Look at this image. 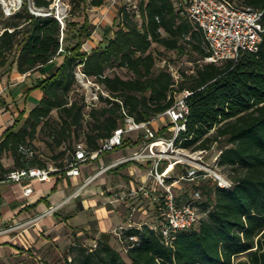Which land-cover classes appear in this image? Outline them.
Here are the masks:
<instances>
[{
  "label": "trees",
  "instance_id": "1",
  "mask_svg": "<svg viewBox=\"0 0 264 264\" xmlns=\"http://www.w3.org/2000/svg\"><path fill=\"white\" fill-rule=\"evenodd\" d=\"M187 1L135 0V10L119 7L112 35L111 27H104L101 41L88 52L82 45L93 26L85 12L105 0H67L68 18L62 24L53 16L52 0H23L10 16L1 17L0 69L11 57L18 73L43 75L30 88L41 92L37 104L16 131L22 112L1 135L0 155L9 152L15 169L45 166L36 153L19 151L38 135L48 139L43 142L56 152L54 158L64 156L59 148L66 145L68 160L73 140L81 139L88 151L96 150L121 124L122 111L136 122L147 121L172 105L173 93L188 90L185 129L175 142L193 151L219 144L216 165L228 172L231 182L229 189H222L200 179L194 186L200 198L193 205L205 210V216L168 244L147 225L127 229L119 238L125 261L109 243L96 240L88 247L72 234L64 264H264V32L256 52L241 51L235 61L220 65L201 63L207 55L202 32L177 6ZM241 5L264 10V0H242ZM29 7L50 14L34 15ZM71 30L75 42L68 45ZM153 45L160 49L154 51ZM167 52L177 55L176 82L166 68L155 67L159 58L174 63L164 57ZM76 67L108 94L86 113L73 75ZM164 131L162 127L157 134ZM137 143L127 138L121 147ZM8 171L0 162V180ZM179 199L189 202L190 196ZM130 236L136 240L130 241Z\"/></svg>",
  "mask_w": 264,
  "mask_h": 264
},
{
  "label": "built area",
  "instance_id": "2",
  "mask_svg": "<svg viewBox=\"0 0 264 264\" xmlns=\"http://www.w3.org/2000/svg\"><path fill=\"white\" fill-rule=\"evenodd\" d=\"M109 1L114 3L116 0ZM0 4L5 16H10L20 7V4L7 5L2 0ZM177 6L183 7L188 20L202 32L207 55L201 63L220 65L228 60L235 61L241 51H257L261 33L264 32V10L239 6L233 0H188L187 5L177 3ZM29 11L40 16L50 14L43 10L31 9V7ZM53 16L62 24L63 15L55 12ZM191 65L192 63L188 64V66ZM155 67L166 68L175 82L180 78L178 67L172 66L164 58L157 59ZM73 75L83 96L85 113L98 104L100 97H108L102 86L84 75L79 67H76ZM190 93L188 90H182L178 94L173 93L172 105L147 121L136 122L122 111L121 124L112 131L109 137L99 142L96 150L88 151L83 143H74L70 158L61 169L50 166L10 169L4 174L3 180L13 183H21L30 179L45 181L56 172H63L65 177L72 178L79 175L82 164L91 163L97 160L99 155L120 148L124 139L138 141L130 153L109 162L87 176L61 203L48 207L25 223H16L6 228L0 227V235L30 225L44 216L52 215L63 203L77 197L80 191L99 174L124 163L144 166L145 177L137 183H131L122 193L114 192L111 195V203L121 204L127 215L125 227L119 228L116 234L118 238L123 231L141 226L135 225L132 217L136 213L142 214L144 218L147 217L148 206H144V202L149 203V206L156 211V224L154 227H148L157 231L165 244L170 243L176 233L191 229L199 220L197 208L193 203L200 198V192L195 189L190 194L189 202L180 201L173 192L174 187L178 188L180 181L195 183L200 179H209L216 187L229 189L231 182L217 168L218 154L213 155L208 163L201 159L207 151L185 149L175 142L178 134L185 129V118L188 112L185 98ZM161 119L166 120L163 126H166V130L162 135H158L161 128L158 130L155 125ZM19 151L27 156L35 154L32 147L26 145L20 146ZM168 179L170 181H167ZM23 193L29 194L30 188H25ZM128 239L136 240L134 236Z\"/></svg>",
  "mask_w": 264,
  "mask_h": 264
},
{
  "label": "crops",
  "instance_id": "3",
  "mask_svg": "<svg viewBox=\"0 0 264 264\" xmlns=\"http://www.w3.org/2000/svg\"><path fill=\"white\" fill-rule=\"evenodd\" d=\"M233 1L237 5L242 6V0ZM87 11L85 15L91 25L101 18L103 20H109L110 18V23L107 22L108 25H105V27H111L116 16L109 9H106L104 4ZM112 30L114 29L111 27L110 35H112ZM86 41L90 43H83V47L88 52L91 48L97 46L101 39H97L94 43L89 41V39ZM60 60L61 58L58 57L55 62L58 64ZM42 76L39 72L20 74L16 71L15 64L11 63V61L0 69V140L2 133L16 123L19 114L22 112L20 121L13 128V131L17 130L28 112L41 98L39 90L30 88L34 79ZM30 147L37 150L39 148L40 151L34 152L45 161V166L39 168L50 166L51 168L61 169L65 166L68 154L66 145L63 144L59 148V150L65 152L63 159L62 157L54 158L53 154L56 152L52 153L45 147L44 142H40L37 139L31 141ZM132 149L133 147H120L113 152L103 153L95 160L96 163L82 164L79 175L72 178L65 177L63 172H56L52 173L45 181L30 179L21 183H13L3 179L0 180V227L6 228L16 223H25L45 211L48 207L58 205L87 176L109 162L127 155ZM0 162L6 170L15 169L9 152L1 153ZM144 174L145 167L142 165L135 163L120 164L99 174L91 182L99 180L95 187L88 188L90 183L74 198L77 200L84 195L82 198L84 209L82 210H85L83 212L85 214L81 220H78V211L68 208V205L74 200L72 199L63 203L52 215L44 216L20 229L1 234L0 264H21L19 259L25 256L23 249L29 250L33 254H40L43 251L42 248L48 244L47 250L45 249L44 253H42V256L44 255L45 257L48 256L47 254L51 250L62 251L68 245L69 227H81L82 230L94 234V237H86L87 239L94 242L101 240L111 245L114 238L110 233L118 231L119 228H124L127 216L121 204L111 203V195L114 192L122 193L131 183H137L143 179L145 177ZM25 188H30V193L27 195L23 193ZM94 195L101 196L103 200L94 198ZM150 208L148 207V209ZM68 212L71 213L68 214ZM135 218L132 219L135 225L146 224L149 227H154L156 224L155 218L154 220L147 219L148 217L144 218L139 213H136ZM91 227L94 228V231H89Z\"/></svg>",
  "mask_w": 264,
  "mask_h": 264
},
{
  "label": "rangeland",
  "instance_id": "4",
  "mask_svg": "<svg viewBox=\"0 0 264 264\" xmlns=\"http://www.w3.org/2000/svg\"><path fill=\"white\" fill-rule=\"evenodd\" d=\"M5 4L7 5H14V6H17L18 4H21V1L23 0H2ZM240 4V3H239ZM104 5H105V8L106 9H109V11L113 14L116 15V12L118 10L119 7H122V6H126L127 9H130L131 11L132 10H135V0H116L114 3H111L109 0H105L104 2ZM51 8L53 10V13L57 12L59 13L60 15H63L64 18H68L67 16V12H68V4H67V0H52V3H51ZM32 9V7H31ZM88 12V11H86ZM107 12V11H106ZM1 17H7L4 15L3 13V10H2V6L0 4V22H1ZM75 21H81V18H74ZM63 22V21H62ZM107 22L110 23V18L109 20H103V18L99 19L97 22H95V24H92L93 25V31L91 32V35H90V38H89V41H92L93 43L97 41V39H101L102 38V29L103 27H105V25H108ZM116 22L117 21H113V23L111 24L112 28L113 29H116ZM1 27V25H0ZM73 33V31L71 30L69 33H67V39H68V42L67 44L68 45H72L74 42H75V39H72L70 37V35ZM110 35V34H109ZM70 37V38H69ZM88 40V39H87ZM84 43H87L89 44L86 40ZM86 48V47H85ZM152 49L154 51H156L157 49H160L156 46H152ZM82 50H84V47L82 45ZM164 57L168 58L170 61L173 62L174 60V63L171 64L172 66L176 67V61H178L177 58V55L172 53V52H167L164 54ZM11 61V57L8 59V62L9 63ZM178 63V62H177ZM180 63V62H179ZM187 66H183L184 69H186ZM118 74L122 77H125L126 76V73L123 71V70H117ZM78 95L80 94V92H76ZM99 107V106H97ZM51 117L53 119H56V113L55 111H53L51 113ZM87 119V116L85 115L84 116V120ZM166 123V120L165 119H161V120H158L156 122V129H160L162 128ZM165 130H166V126H165ZM38 141L40 142H43L45 140H47V138L45 136H42V135H38L37 138H36ZM81 142V139H78V140H73L71 142V148H72V144L73 142L76 143V142ZM34 151H38L36 148H33ZM219 149V144H213L210 149L205 153L203 154L202 156V160L205 161V162H210V159L213 155H216L219 153L218 151ZM114 150H117V148H115ZM114 150H112L111 152H113ZM40 151V150H39ZM66 157V156H65ZM64 157V158H65ZM63 159V157H62ZM91 163H96L95 161L91 162ZM83 168V167H82ZM84 169V168H83ZM219 171L220 173L225 176L226 178H228V172L227 171H224L223 168H219ZM99 180H96L95 182L91 183L88 188H92V187H95L97 184H98ZM199 185V182H189V181H180V183L178 184V188L177 187H174L173 189V192L176 196H178L179 198H184V197H189L190 194L192 193V191L194 190V186H197ZM84 197V195H82L79 199L77 200H72L71 203L68 205V208H73L75 211H78V220H81L83 218V212H85V210H82L84 209L83 207V200L82 198ZM94 198L98 199V200H103V198L101 196H98V195H94ZM144 206H148V207H151L149 206V203L147 202H144L143 203ZM198 211V214H199V217L200 219L203 218L205 216V213L206 211L205 210H202L201 208H198L197 209ZM71 213V212H68V214ZM82 213V214H80ZM156 216V211L154 210V208H150V209H147V219H153L155 218ZM85 217V216H84ZM136 214L135 216L132 217V219H136ZM138 227L140 225H137ZM70 228V231L68 230V245L70 244V242L72 241V234H74L76 237L79 238V241L81 243H83L84 245L88 246V247H94L95 245V242L90 240V239H87L86 237H94V234L93 233H88L87 231L85 230H82L81 227H69ZM89 231H94V228L91 227ZM119 231H114V233H110L114 240L112 241L111 243V246H113L120 254V256L126 261V257H125V248L122 247L123 244H121L119 242V238L118 236L116 235ZM48 245V244H47ZM44 246L42 248V252L40 254H33L31 251L29 250H24L23 249V252H25V256L23 258H20L19 262L21 264H42L44 261H47L49 263H52V264H64V259H65V255H66V251H67V246L66 245L62 251H59V252H56L54 250H51L49 251V254H47L45 257L44 255L42 256V253H44L45 249L47 250L48 246ZM27 252H29L28 254H26ZM67 257V261H68V258L69 256L66 255Z\"/></svg>",
  "mask_w": 264,
  "mask_h": 264
}]
</instances>
